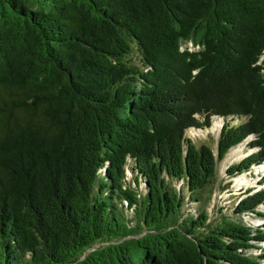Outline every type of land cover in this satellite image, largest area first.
I'll list each match as a JSON object with an SVG mask.
<instances>
[{"label": "trees", "instance_id": "obj_1", "mask_svg": "<svg viewBox=\"0 0 264 264\" xmlns=\"http://www.w3.org/2000/svg\"><path fill=\"white\" fill-rule=\"evenodd\" d=\"M244 141L228 177L264 164V0H0V264H264V186L208 211Z\"/></svg>", "mask_w": 264, "mask_h": 264}, {"label": "rangeland", "instance_id": "obj_2", "mask_svg": "<svg viewBox=\"0 0 264 264\" xmlns=\"http://www.w3.org/2000/svg\"><path fill=\"white\" fill-rule=\"evenodd\" d=\"M222 124L221 118L213 117L211 125L208 128L196 129L190 128L186 131V137L191 138L197 145L200 143H208L215 151V140L218 136L220 125ZM248 140V139H247ZM255 150V148L248 149L246 146V141L238 143L237 145L231 147L227 152L226 156L218 163V181L220 185L228 184V188L220 193L216 191L212 195L211 202L208 206V211L212 208L216 210L218 207H222L223 211H231V202L235 200L237 196H240L246 188H251L252 192L264 185H258V178L264 174V168L261 165H252L250 167L251 171L242 172L239 175L233 177H228L225 173V168L237 161L242 157L246 156L249 151ZM194 206V205H192ZM258 209L264 210V205H259ZM211 213V212H210ZM245 220L252 222L254 225H258L262 220L259 217H245Z\"/></svg>", "mask_w": 264, "mask_h": 264}, {"label": "bare ground", "instance_id": "obj_3", "mask_svg": "<svg viewBox=\"0 0 264 264\" xmlns=\"http://www.w3.org/2000/svg\"><path fill=\"white\" fill-rule=\"evenodd\" d=\"M261 167H263L264 168V164H262V166Z\"/></svg>", "mask_w": 264, "mask_h": 264}]
</instances>
